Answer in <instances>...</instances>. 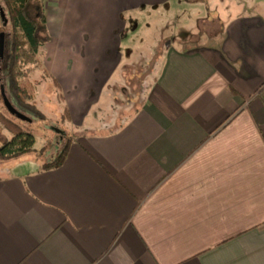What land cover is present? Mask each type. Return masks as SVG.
I'll return each mask as SVG.
<instances>
[{"label": "crops", "instance_id": "1", "mask_svg": "<svg viewBox=\"0 0 264 264\" xmlns=\"http://www.w3.org/2000/svg\"><path fill=\"white\" fill-rule=\"evenodd\" d=\"M53 1L85 57L54 76L77 136L0 174V264H264V0ZM160 7L198 34L130 88L115 50Z\"/></svg>", "mask_w": 264, "mask_h": 264}, {"label": "rangeland", "instance_id": "2", "mask_svg": "<svg viewBox=\"0 0 264 264\" xmlns=\"http://www.w3.org/2000/svg\"><path fill=\"white\" fill-rule=\"evenodd\" d=\"M53 1V0H52ZM54 3V1H53ZM50 3V5H53ZM3 3L0 1V36H3L4 41V57L3 63H0V101L3 103V97L1 89L4 88L5 93L8 96L7 89L5 87V72L6 63L8 58L10 40L13 36V31L9 25H7L8 16L4 11ZM183 12V9L179 10ZM180 12H177L178 15ZM67 15L70 11L66 12ZM195 13H199V10ZM194 13V14H195ZM46 16L49 20L47 23L46 33H41V38L45 41V45L41 48L37 55V61L35 63L27 64L23 66V71L27 74V78L35 87V97L31 101L46 115V119L41 121L38 118L27 115L32 122L21 121L12 116L4 108L6 115L23 127L27 132H31L34 136V149L35 151L21 155L19 157L29 158L31 163L46 162L48 157L52 155L56 144L60 143V150L64 149L67 144V140L70 141L77 136L76 131L70 129L67 122H62V115L64 112L65 100H60L58 91H56L54 85V79L56 75V68H58V61H84L85 57L82 56V51H76L72 48L71 41L68 40V36L63 33L58 34V27L61 28L62 18L58 17L55 21V13L53 8L46 11ZM194 14L186 13L184 16L180 14L178 25L175 24L174 18L177 16H171V10L168 7H160L157 10L158 17L149 11L144 12L142 17L137 21L135 27H128L129 39L127 43L121 45L120 49H116L115 52L120 53L121 61H125L122 65L120 75L128 81L129 87L135 89L140 87L141 89L147 85V81L153 80V76H156V72H152L151 66L153 61H157L160 46H168L172 44L177 48L184 49L185 46L181 42L185 39V36L190 39L196 36L199 31V25ZM187 19L188 17H190ZM185 26L187 31L186 35L182 30V26ZM135 28V32L133 31ZM63 30V29H62ZM72 31V24L65 28V31ZM60 31V30H59ZM58 34V39L55 40ZM121 36V34H119ZM118 36V37H119ZM177 38L178 43H172L171 39ZM122 41V37L120 38ZM193 47L195 45H189ZM85 54V51H83ZM108 53H111L108 51ZM155 54L157 56L155 57ZM155 57V58H154ZM123 119V118H122ZM64 120V118H63ZM73 129V128H72ZM14 135L6 130L0 124V149L13 139ZM45 147H48L45 151H42ZM60 152V151H59ZM58 150L56 153H59ZM18 158V157H17ZM12 166V161H0V174H4L5 169H9Z\"/></svg>", "mask_w": 264, "mask_h": 264}, {"label": "trees", "instance_id": "3", "mask_svg": "<svg viewBox=\"0 0 264 264\" xmlns=\"http://www.w3.org/2000/svg\"><path fill=\"white\" fill-rule=\"evenodd\" d=\"M3 3L4 11L8 16L7 25L12 29V39L10 40L8 58L5 72V87L8 92V98L13 106L26 115L38 118L43 121L46 119L43 113L31 101L35 97V87L27 78L23 71V66L37 61V55L45 45L41 38V33L48 34L47 16L45 12L46 0H0ZM54 85L60 100L63 97L60 94V86L56 79ZM5 106L0 101V124L14 137L4 147L0 149V161H10L21 155L35 151L34 136L27 132L14 120L10 119L4 112ZM64 118V120H63ZM70 114L67 109L62 115V122L69 120ZM67 144L50 163L42 165L44 169H54L61 166L68 154L71 143ZM45 147L42 151H45Z\"/></svg>", "mask_w": 264, "mask_h": 264}, {"label": "water", "instance_id": "4", "mask_svg": "<svg viewBox=\"0 0 264 264\" xmlns=\"http://www.w3.org/2000/svg\"><path fill=\"white\" fill-rule=\"evenodd\" d=\"M3 57H4V41H3V36H0V63H3ZM1 94L3 97L4 106L12 116L16 117L21 121H27V122L33 121V119H31L26 114L22 113L13 106L7 94L5 93L4 88L1 89Z\"/></svg>", "mask_w": 264, "mask_h": 264}]
</instances>
